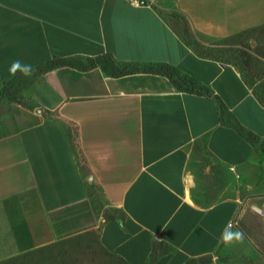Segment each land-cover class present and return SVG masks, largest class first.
<instances>
[{
	"label": "crops",
	"instance_id": "crops-1",
	"mask_svg": "<svg viewBox=\"0 0 264 264\" xmlns=\"http://www.w3.org/2000/svg\"><path fill=\"white\" fill-rule=\"evenodd\" d=\"M181 16L204 44L263 25L264 0H0V261L97 231L128 264H262L264 216L238 178L264 159V105L235 65L184 42ZM106 55L171 65L214 95L160 73L111 75ZM17 60L29 75L10 73ZM199 147L236 178L233 194H197Z\"/></svg>",
	"mask_w": 264,
	"mask_h": 264
},
{
	"label": "rangeland",
	"instance_id": "rangeland-1",
	"mask_svg": "<svg viewBox=\"0 0 264 264\" xmlns=\"http://www.w3.org/2000/svg\"><path fill=\"white\" fill-rule=\"evenodd\" d=\"M177 28L182 31L184 20L179 18L176 22ZM204 45L218 53L222 61L235 65L242 75L245 82L253 89L257 97H264V25H260L247 32L236 36H229L222 39L204 40ZM221 54V55H220ZM199 162H197L200 172L198 173V182L202 185L197 194L207 202L215 200L227 191H223V185L231 186V193L237 187L236 178L224 177V168L214 162L206 151L199 147ZM264 158V156H263ZM258 161V160H257ZM211 165L215 174H204V168ZM256 175L244 174L242 178L241 191L245 198V204L248 208L264 216V159H261L255 165ZM208 174V176H207ZM210 174V175H209ZM221 174V175H220ZM216 175L218 178H215ZM96 196V195H95ZM255 207L261 208V212ZM255 237L257 241L264 245V230L255 228ZM259 261L264 264V249L260 251ZM217 257L226 259L217 252ZM228 257V256H227ZM228 259V258H227ZM114 255L107 250L97 240L93 233H85L72 238H68L53 243L42 249H35L30 253L15 258L12 262L0 264H116Z\"/></svg>",
	"mask_w": 264,
	"mask_h": 264
},
{
	"label": "trees",
	"instance_id": "trees-1",
	"mask_svg": "<svg viewBox=\"0 0 264 264\" xmlns=\"http://www.w3.org/2000/svg\"><path fill=\"white\" fill-rule=\"evenodd\" d=\"M181 18L184 20V25L182 27V31H181V37L184 40V42L193 47V49L196 51V53L202 57H213L217 60H220L221 62H226V61H222V59L219 57L218 53L214 52L213 49L207 47L206 45H204L203 43H201L200 41H198L197 39H195L191 33L190 30V26L187 22V19L184 16H181ZM264 25V24H263ZM258 27V26H257ZM256 28V27H255ZM253 29V28H252ZM251 30V29H250ZM249 31V30H247ZM244 31V32H247ZM244 32L232 35V36H236L239 34H242ZM221 55V54H220ZM63 63L62 61L60 62H53V64H49L48 68H52L55 65L61 64ZM97 63V62H96ZM95 63V64H96ZM98 63H100L103 68L105 69V71L111 75H115V76H122V75H126V74H130V73H135V72H154V73H160L163 75H166L167 77L170 78V80L174 83V85L181 89L182 91H186V92H192V93H197V94H201V95H208V96H213V92L212 90H210L209 87L205 86L202 82H200L197 78L186 74L184 72H182L181 70H179L178 68H175L171 65L168 64H159L157 66H139L137 64H133V63H125V64H120L117 63L112 56H103L102 58H98ZM228 63V62H227ZM242 77L245 81V77L244 74L242 72ZM10 86V85H9ZM9 86L6 85L5 86V94L9 93L11 94L9 91ZM14 95H17L18 91H13ZM257 96V95H256ZM14 98H17L19 101H21L23 99V97H17L14 96ZM259 99V101L264 105V97L263 96H259L257 97ZM218 107H219V111L222 115L223 118L226 117L227 111H226V107L225 105L218 99ZM1 100V98H0ZM237 127L239 128V130L245 134L247 136V138L249 140H252L254 142H260L259 138L255 137L252 132L247 131L245 128H243L241 125L236 124ZM262 143V148H263V153H264V141L261 142ZM111 212H113L110 209ZM110 219L115 218L114 215L109 217ZM86 233H93L94 235H96L97 240L100 242L99 240V234L97 231H89ZM85 234V233H83ZM82 235V234H80ZM59 242V241H58ZM56 243V242H55ZM51 245V244H50ZM49 246V245H48ZM47 246L41 247V248H37V249H42L45 248ZM35 250V249H34ZM107 250V249H106ZM33 251V250H31ZM107 252H109L110 254L114 255V257L117 260L116 264H128L127 261L125 259H123L121 256L114 254L110 251L107 250ZM30 253V251L22 253V254H18L12 257H9L7 259H4L2 261H0L1 263H9L12 262L15 258L17 259L20 256L26 255ZM206 261L202 260L201 262L199 261L196 262L195 264H204ZM190 264H194V263H190Z\"/></svg>",
	"mask_w": 264,
	"mask_h": 264
},
{
	"label": "clouds",
	"instance_id": "clouds-1",
	"mask_svg": "<svg viewBox=\"0 0 264 264\" xmlns=\"http://www.w3.org/2000/svg\"><path fill=\"white\" fill-rule=\"evenodd\" d=\"M17 70H21L24 75H29L31 71V66L30 65H22L20 61H14L12 66L10 67L9 71L10 73L14 76L16 74ZM235 240H241L242 239V233L241 232H236V233H228L223 236V241L225 243H231Z\"/></svg>",
	"mask_w": 264,
	"mask_h": 264
},
{
	"label": "bare ground",
	"instance_id": "bare-ground-1",
	"mask_svg": "<svg viewBox=\"0 0 264 264\" xmlns=\"http://www.w3.org/2000/svg\"><path fill=\"white\" fill-rule=\"evenodd\" d=\"M255 209H256L257 211H259V212L262 211L261 208H259V207H255ZM262 212H263V211H262Z\"/></svg>",
	"mask_w": 264,
	"mask_h": 264
},
{
	"label": "water",
	"instance_id": "water-1",
	"mask_svg": "<svg viewBox=\"0 0 264 264\" xmlns=\"http://www.w3.org/2000/svg\"><path fill=\"white\" fill-rule=\"evenodd\" d=\"M89 180H91V178ZM262 213L264 214V212H262Z\"/></svg>",
	"mask_w": 264,
	"mask_h": 264
}]
</instances>
